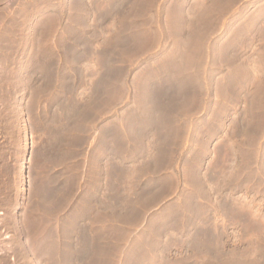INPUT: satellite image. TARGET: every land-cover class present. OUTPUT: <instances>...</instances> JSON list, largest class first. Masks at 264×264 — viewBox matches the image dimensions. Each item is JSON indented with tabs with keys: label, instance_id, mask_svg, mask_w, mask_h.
<instances>
[{
	"label": "rangeland",
	"instance_id": "374dc122",
	"mask_svg": "<svg viewBox=\"0 0 264 264\" xmlns=\"http://www.w3.org/2000/svg\"><path fill=\"white\" fill-rule=\"evenodd\" d=\"M0 264H264V0H0Z\"/></svg>",
	"mask_w": 264,
	"mask_h": 264
},
{
	"label": "bare ground",
	"instance_id": "6f19581e",
	"mask_svg": "<svg viewBox=\"0 0 264 264\" xmlns=\"http://www.w3.org/2000/svg\"><path fill=\"white\" fill-rule=\"evenodd\" d=\"M89 201V200H88ZM98 219V218H97ZM69 222V221H68ZM93 222V221H92ZM72 223V222H71ZM97 236V235H96Z\"/></svg>",
	"mask_w": 264,
	"mask_h": 264
}]
</instances>
